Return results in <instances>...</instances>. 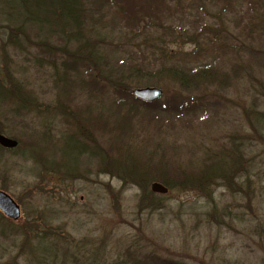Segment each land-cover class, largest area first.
I'll return each mask as SVG.
<instances>
[{"label":"rangeland","instance_id":"rangeland-1","mask_svg":"<svg viewBox=\"0 0 264 264\" xmlns=\"http://www.w3.org/2000/svg\"><path fill=\"white\" fill-rule=\"evenodd\" d=\"M207 3L208 12L199 16L191 32L201 35L205 23L212 26L213 31L202 34L200 44L170 38L172 42H166L167 48L172 52H201L202 60L196 64L214 59L216 54H221V51L213 54V48L217 50L213 44L214 33L226 27L224 23L231 33L227 31L226 41L255 47L260 54L258 57L264 60V5L251 12L249 2L242 0H207ZM185 6L188 7L187 21L194 22L195 10L189 3ZM5 12L17 14L15 9ZM4 14L0 13V71L8 87L5 90L17 93L20 88L32 103L25 104V109L18 107V100L6 99L0 104V133L19 142L15 150L0 151V190L10 194L22 211L19 220H11L14 232L7 237L0 235V264H43L32 259L28 238L40 240L37 243L39 254L42 247L56 254L63 245L70 247L69 250H75L76 246L79 260L72 259L66 264H83L80 255L84 251L88 264L96 252L101 264H133L128 261V251H137L142 259L155 254L184 264H264V138L255 134L253 123L245 114L254 104L264 113V99L253 90L252 79L245 76L237 80L230 70L227 85L220 88L213 83L192 93L182 91L171 78L160 77L153 84L146 80L128 81L127 87L132 90L148 85L162 89L161 100L183 92L190 101L194 98L202 101L203 107L191 117L138 128L133 134L135 149L131 156L142 169L147 168L148 178L144 182L137 181L127 171L123 180L117 174L104 172L99 158L93 160L88 156L85 162L80 147L65 137L76 129L67 123L59 109L65 103L68 109L83 108L90 101L88 93L80 91L79 80L76 83L69 79L79 78L78 69L83 68V64L72 69L70 76L66 74L67 86L71 89L74 84L77 96L71 100L67 91V99H64L61 89L62 64L67 60L65 50L72 52L78 45L65 44L57 31L43 33L36 26L25 28L28 34L25 37L18 34L16 25L7 23ZM172 15V18L177 17V11ZM253 15L256 30L251 32L244 26ZM112 30L110 24L102 30V38L110 44L105 50L101 48L102 55L103 52L108 56L133 54L139 61L145 57L147 70L162 65L158 53L146 44L149 34L133 36L124 29L126 33L121 36L113 34ZM157 34L160 33H151L153 42ZM224 39L215 41L221 44ZM240 60L245 69L248 68L245 63L250 58L245 56ZM258 60L250 63L255 76L264 80V63ZM227 63L226 67L231 65ZM101 73L99 71L100 76ZM84 76L91 79L90 72H85ZM101 100L100 96V103ZM246 135L253 136V143L259 142L248 153L243 151V160L246 156L255 157L254 166L253 162L248 163L252 181L246 182V177L238 170L228 174L234 189L227 188L217 178L210 186L211 196L195 189L169 188L167 194L151 190L150 185L160 171L169 169L171 172L182 167L197 175L211 162L210 155L227 149L230 137L245 139ZM95 138L98 139L93 135L85 136L81 142L93 145ZM146 140L151 142L149 148H145ZM114 157L116 153H111L109 158ZM59 164L72 172H54L53 167ZM75 168L83 169L79 172L74 171ZM4 227L0 221V230ZM41 237L49 240H41ZM46 264L62 262L56 258Z\"/></svg>","mask_w":264,"mask_h":264},{"label":"trees","instance_id":"trees-1","mask_svg":"<svg viewBox=\"0 0 264 264\" xmlns=\"http://www.w3.org/2000/svg\"><path fill=\"white\" fill-rule=\"evenodd\" d=\"M242 1L249 2L252 7L251 12L252 10L257 11L255 9L257 6L264 5V2H258L257 0ZM187 3H189V7L195 10L196 19L194 22L187 21L185 16V11L188 9L185 6ZM169 5H173L172 8ZM207 6V0H0V13H5L7 23L14 24L13 26L16 25L18 34L25 37L28 34L24 29L29 30V27L36 26L43 33L57 31L56 33L62 36L65 44L75 42L78 45L77 49L72 50V52L65 50L67 60L62 64L61 81H63V88L61 89L62 93H65L64 99H67V91L71 94V100L74 95L77 96L75 85L71 84V89L67 86L66 74L68 73V76H70L72 69L77 67L79 63L83 64V68L78 69L79 78L75 79L74 77L72 79L69 77V79L71 82L76 80V83L79 80V84L82 86L80 91L88 93L90 101L83 108L73 107L68 109V104L65 103L64 107L59 109L67 123L76 129L66 134L65 137L69 139L71 144L80 147V153L85 156V162L88 156L93 160L95 157L99 158L98 162L104 166L102 169L104 172L117 174L125 180L126 173L129 171L134 180H143L144 182L148 178L149 171H147V168L142 169L131 156L135 149L133 134L136 133L138 128L142 129L151 123L172 122L183 117H191L192 114L203 107V103L196 98H194V101H190L184 96L183 92H180L182 97L179 94L172 97L166 96L162 100L160 98L153 102H146L137 98L132 89H128V81L134 79L146 80L148 83L153 84L160 77L171 78L180 85L182 91L192 93L196 90L202 91L213 83L222 88L229 83L231 77L229 71L232 70L237 80L245 76L252 79L253 90L264 99V80L255 76L250 63L256 58L260 59L258 62L262 61L264 63V60L258 57L260 54L255 51V47L252 49L245 44H230L226 41L224 38L228 36L227 31L230 33L226 28L228 27L227 24L223 23L222 25L226 27L215 30L213 44L217 47V50L213 48V54L218 51H221V54H216L214 59L196 64V62L202 60L201 52L187 53L182 50L172 52L167 48L166 42L168 44L172 42L169 40L170 38L174 40L187 39L189 43L200 44L199 38L201 35L213 31L212 26L205 23L202 31H200L201 35L191 32L199 16L204 12H208ZM7 9H15L17 11L16 16L6 13L5 10ZM175 11H177L178 16L172 18ZM255 18V15L250 16L244 26L245 30L251 32L256 30V27H254ZM108 24L114 29L111 31L113 34L120 33L121 36L126 33L124 29H128V32L133 36H136V33L140 35L149 34L146 44L151 46L156 54L158 53L162 65L154 70H147L148 63L145 57L139 61L133 54L108 56L103 52L102 55L101 48L105 50L106 45H110L109 41L102 38V30ZM236 27H238V24ZM153 32L160 33L156 35L155 42L151 39V33L153 34ZM241 32L239 31L240 34ZM92 37L96 38V41L92 40ZM220 38H223L224 42L218 44L215 40ZM245 56L250 58L245 63L248 66L246 69L243 66L244 63L240 60ZM225 63L231 65L226 67ZM99 71L102 72V76L99 75ZM85 72H90L91 79L85 78ZM5 82L6 80L3 79L0 71V104L7 101L6 99L18 100L20 101L17 104L18 107L25 109V104L32 103L30 97L24 95L20 88L17 89V93L13 91L8 93L5 90V88H8L4 84ZM100 96L102 98L101 103ZM56 114H58V111ZM245 114L253 123L255 134L264 138V129L262 128L264 113L257 110V106L254 104V106L251 105L247 108ZM92 135L98 138H95L93 145H86L81 142L83 137L88 136L90 138ZM253 140L252 135H246L245 139L230 137V145L227 146V149H221L218 153L210 155L212 159H208L211 162L205 164L197 175H193V173L182 167H176L171 172H169V169L163 170L161 168L163 171H160L155 179L164 183L170 189H195L207 196H211L212 189L210 186L214 184L217 178L222 180L227 188L234 189L235 185L230 182V176L228 175L230 172L235 173L240 170V175L246 177V182L252 181L250 177L251 169L248 163L253 162L254 166L255 157L246 156L243 160V151L246 150L248 153L256 147L259 142L255 141L253 143ZM150 144L151 142L146 140L145 148L147 146L149 148ZM5 150L7 149L0 147V151ZM84 151H87V153ZM111 153H116V157L110 159ZM43 165H46V163ZM167 166L169 165L167 164ZM53 168L54 172L60 174L72 172L63 168L60 164ZM81 170L74 169V171L79 172ZM247 188L249 189V187ZM150 200L153 202L152 199ZM0 221L5 225L3 230H0L1 236L7 237V235L14 232L11 224L13 222L1 212ZM41 238V240H49L48 237L47 239L46 237L45 239L44 237ZM27 242L32 259L40 260L43 264L56 258H60L62 264H66L72 259L79 260L75 252L76 246H74L75 250H69L67 248L70 247L64 248L63 245L62 250L65 249L64 252L58 249V254L57 252L51 254L46 248L43 250L44 247H42V254H39L38 242L30 238L27 239ZM55 244L57 245V242ZM128 252V261L133 264H184L158 257L155 254L147 255L145 259H142L138 256L137 251ZM85 256L86 252L84 251L80 258L83 264H88L89 261ZM96 256H98L97 252L93 257V261L90 262L91 264H101Z\"/></svg>","mask_w":264,"mask_h":264},{"label":"water","instance_id":"water-1","mask_svg":"<svg viewBox=\"0 0 264 264\" xmlns=\"http://www.w3.org/2000/svg\"><path fill=\"white\" fill-rule=\"evenodd\" d=\"M133 94L143 101L152 102L161 98L163 90L157 87L147 86L135 88ZM18 144L17 140L0 134V146L4 148H15ZM150 188L154 193L167 194L169 192V187L158 181L152 182ZM0 211L13 221L19 220L22 215L19 204L4 190H0Z\"/></svg>","mask_w":264,"mask_h":264}]
</instances>
